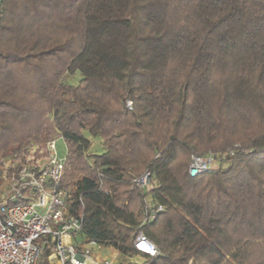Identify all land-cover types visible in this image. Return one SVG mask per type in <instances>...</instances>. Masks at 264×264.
I'll use <instances>...</instances> for the list:
<instances>
[{
    "label": "trees",
    "instance_id": "trees-1",
    "mask_svg": "<svg viewBox=\"0 0 264 264\" xmlns=\"http://www.w3.org/2000/svg\"><path fill=\"white\" fill-rule=\"evenodd\" d=\"M56 131L78 238L140 264H264V0H0V158ZM147 200L163 210L144 221Z\"/></svg>",
    "mask_w": 264,
    "mask_h": 264
},
{
    "label": "built area",
    "instance_id": "built-area-1",
    "mask_svg": "<svg viewBox=\"0 0 264 264\" xmlns=\"http://www.w3.org/2000/svg\"><path fill=\"white\" fill-rule=\"evenodd\" d=\"M125 106L132 109V101ZM30 142L20 151L0 160V176L5 187L0 193V264H36L42 254L48 264H100L89 247L96 242L75 239L81 219L69 211L70 189L64 187L67 154L57 155L55 140ZM237 147V145H235ZM233 150L223 153L191 155L188 174L192 177L222 165ZM146 170L132 180L141 190L151 185ZM163 207L152 200L145 204V220H153ZM134 248L149 257L158 254L155 244L142 231L133 238ZM104 264H109L105 262Z\"/></svg>",
    "mask_w": 264,
    "mask_h": 264
},
{
    "label": "rangeland",
    "instance_id": "rangeland-1",
    "mask_svg": "<svg viewBox=\"0 0 264 264\" xmlns=\"http://www.w3.org/2000/svg\"><path fill=\"white\" fill-rule=\"evenodd\" d=\"M80 79H81L80 74H79L78 72H75L74 74H66V75L63 77L62 81L65 82V83H69V84H73V85H75V84H77V83L79 82ZM48 118H49L50 120H52V119L50 118V115L48 116ZM82 134H83L84 136H86V137L91 141V145H90L89 153H98V152L101 151V148H102V144H101V143H96V142H95L96 140H95L94 138H92V137L88 134V132L85 131V130L82 131ZM57 136H58V131H56V132L52 135V137H57ZM97 141H98V140H97ZM30 142H35V141H32V140H31V141H29L28 143H30ZM36 142H37V143H41V142H43V141H41V142L36 141ZM28 143H27V144H28ZM55 147H56L57 155H58L59 157H64V156L67 154V145H66L65 141L63 140V138L58 137V138L55 140ZM8 155H9V154H8ZM5 156H7V155H5ZM5 156H3V157H5ZM3 157H1L0 160H1ZM4 187H5V182L3 181V179H2L1 176H0V193L2 192V190L4 189ZM76 239H77V240L79 239V242H82L85 238L79 236V238L77 237ZM93 255H95V254L93 253ZM127 260H128V259H125V258L119 256V261H118L117 264H132V263H128ZM131 260H132V261L137 260V261H139V262H141V263L144 262V259H143L142 257H140V256H137V257H131ZM36 264H48V261H47V259H46V257H45V254H42V255L39 257V259L37 260ZM134 264H135V263H134Z\"/></svg>",
    "mask_w": 264,
    "mask_h": 264
},
{
    "label": "crops",
    "instance_id": "crops-1",
    "mask_svg": "<svg viewBox=\"0 0 264 264\" xmlns=\"http://www.w3.org/2000/svg\"><path fill=\"white\" fill-rule=\"evenodd\" d=\"M96 143H100V141L96 140ZM91 254L93 255V253L95 255H93L96 260L100 263V264H104L105 262H108L109 264H117L119 261V256L123 257L125 259H128V263H132V264H140L141 262L134 260L132 261L131 258L129 257H125V256H121L118 252V250L112 246H100V245H96V246H90L89 247Z\"/></svg>",
    "mask_w": 264,
    "mask_h": 264
}]
</instances>
